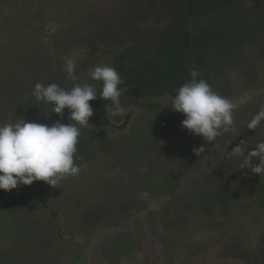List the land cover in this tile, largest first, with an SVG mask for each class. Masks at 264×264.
Segmentation results:
<instances>
[{"label":"rangeland","instance_id":"1","mask_svg":"<svg viewBox=\"0 0 264 264\" xmlns=\"http://www.w3.org/2000/svg\"><path fill=\"white\" fill-rule=\"evenodd\" d=\"M254 3L217 8L209 20L226 35L192 65L234 104L235 132L221 130L212 142L193 135L169 93L151 95L147 104L121 101L123 116L107 111L109 125L84 128L88 146L78 175L56 187L43 181L46 202L35 190L15 210L0 205V264H264V174L239 168L244 158L231 153L240 145L247 155L264 141V122L244 125L264 107V0L251 9ZM172 6L0 0V124L72 123L31 95L35 84L100 90L90 69L117 70L118 58L138 66L165 31ZM68 59L75 80L64 70ZM25 186L0 192L13 199Z\"/></svg>","mask_w":264,"mask_h":264},{"label":"clouds","instance_id":"2","mask_svg":"<svg viewBox=\"0 0 264 264\" xmlns=\"http://www.w3.org/2000/svg\"><path fill=\"white\" fill-rule=\"evenodd\" d=\"M64 70L68 77L76 79L72 59L65 62ZM90 76L102 83L99 93L89 84H76L71 89H65L56 83L47 86L36 83L31 93L37 100L51 105V112L63 116L67 108L68 119L72 123L63 124L58 120L49 126L21 118L0 124V189L10 191L37 180L56 187L67 177L81 172L82 166L75 162V153L81 129L88 125L89 117L93 115L89 101L99 96L104 101H111L107 111L112 116H123L125 113L120 100L124 89L119 87L123 80L117 70L109 66H95L90 69ZM190 76L191 79L175 91L176 95L169 103L174 111L185 115L181 126L208 142L215 141L221 130L235 132L234 104L213 91L206 80L198 79L197 70H191ZM262 122L264 107L244 125L256 129ZM202 150L203 147L195 149L197 155ZM245 151L240 145L231 151L233 155L244 158L239 168L251 167L254 174H264V141L247 150V155ZM255 158H259V163L252 166Z\"/></svg>","mask_w":264,"mask_h":264},{"label":"trees","instance_id":"3","mask_svg":"<svg viewBox=\"0 0 264 264\" xmlns=\"http://www.w3.org/2000/svg\"><path fill=\"white\" fill-rule=\"evenodd\" d=\"M172 1V9L167 11V14L165 13L168 24L150 48L151 55L138 66L124 64L119 58L116 60L117 72L123 80V84L119 86L124 89L120 97L121 101L147 104V97L151 95L161 96L169 93L175 96V91L191 79L193 57L203 58L210 46L223 37L225 30L219 23L211 22L209 18L217 8L224 7L233 0ZM252 1L255 3L251 9L256 8L262 2V0ZM134 28L138 26L134 24ZM97 92L99 93V90ZM93 100L95 102H89V104L95 113L89 117L88 124L109 125L106 104L111 101H104L99 96ZM63 115L69 116L67 108ZM88 134V130L82 128L76 145L75 162L81 166L88 146ZM42 186V180L34 181L31 185L25 186L20 196L13 199L0 192V205L15 210L35 190H38L42 201L46 202L41 190Z\"/></svg>","mask_w":264,"mask_h":264},{"label":"flooded vegetation","instance_id":"4","mask_svg":"<svg viewBox=\"0 0 264 264\" xmlns=\"http://www.w3.org/2000/svg\"><path fill=\"white\" fill-rule=\"evenodd\" d=\"M221 27H222V26H221ZM225 35H226V31H225V33H224L223 37L221 38V40H220V41H218V42H214L212 45H214V44H216V43H219V42H221V41L223 40V38L225 37ZM212 45H211V46H212ZM211 46H210V47H211ZM192 65L194 66V57H193ZM193 69H194V67H193Z\"/></svg>","mask_w":264,"mask_h":264}]
</instances>
